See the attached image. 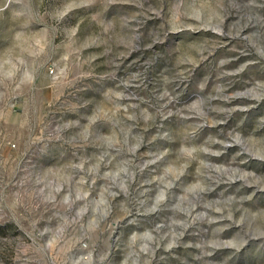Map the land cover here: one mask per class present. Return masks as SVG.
Wrapping results in <instances>:
<instances>
[{
	"label": "rangeland",
	"instance_id": "374dc122",
	"mask_svg": "<svg viewBox=\"0 0 264 264\" xmlns=\"http://www.w3.org/2000/svg\"><path fill=\"white\" fill-rule=\"evenodd\" d=\"M0 264H264V0H0Z\"/></svg>",
	"mask_w": 264,
	"mask_h": 264
},
{
	"label": "water",
	"instance_id": "95a60500",
	"mask_svg": "<svg viewBox=\"0 0 264 264\" xmlns=\"http://www.w3.org/2000/svg\"><path fill=\"white\" fill-rule=\"evenodd\" d=\"M207 28H208V29H210L211 27H210V26H208Z\"/></svg>",
	"mask_w": 264,
	"mask_h": 264
}]
</instances>
